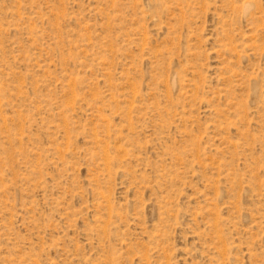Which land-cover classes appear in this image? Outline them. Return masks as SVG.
<instances>
[{
	"label": "rangeland",
	"instance_id": "obj_1",
	"mask_svg": "<svg viewBox=\"0 0 264 264\" xmlns=\"http://www.w3.org/2000/svg\"><path fill=\"white\" fill-rule=\"evenodd\" d=\"M0 264H264V0H0Z\"/></svg>",
	"mask_w": 264,
	"mask_h": 264
}]
</instances>
